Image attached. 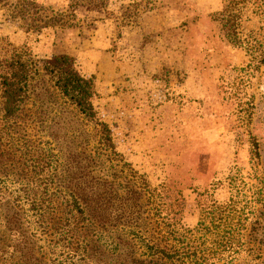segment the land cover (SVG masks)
Masks as SVG:
<instances>
[{"label":"rangeland","instance_id":"rangeland-1","mask_svg":"<svg viewBox=\"0 0 264 264\" xmlns=\"http://www.w3.org/2000/svg\"><path fill=\"white\" fill-rule=\"evenodd\" d=\"M16 1L41 10L26 6L21 19L0 7V64L14 49L33 61L67 56L91 81L116 154L98 147L46 78L35 76L11 117L0 98V264H152V244L195 251L199 264H264V203L254 200L264 196V0H237L240 11L234 0H105L76 7L73 28L27 26L39 14H69L68 0L0 4ZM131 172L151 188L171 187L162 200L173 235H154L144 196L135 221L64 233L59 192L98 180L123 196ZM230 186L261 225L253 236L244 224L236 253L234 239L222 250L215 236L185 232L198 235L203 209L226 202Z\"/></svg>","mask_w":264,"mask_h":264},{"label":"trees","instance_id":"trees-1","mask_svg":"<svg viewBox=\"0 0 264 264\" xmlns=\"http://www.w3.org/2000/svg\"><path fill=\"white\" fill-rule=\"evenodd\" d=\"M69 14L58 13L50 17L37 15L36 24L27 25L38 27L39 23L43 25L67 26L68 28L76 27L72 23L73 10L76 7H83L85 11L90 7H102L105 0H68ZM233 6L236 10L238 1L234 0ZM19 5L18 1L10 6L0 4V7L9 10L10 15L15 13L17 17L23 16L26 6L30 9L40 11L41 8H36L33 1L23 2ZM9 5V4H8ZM11 9V10H10ZM28 10V9H27ZM234 18H237L236 15ZM25 17V16H24ZM12 18H15V16ZM64 22H62V20ZM23 22V21H22ZM41 71V73H40ZM35 76L46 78L51 86L58 92L61 98L71 105L80 117L91 126L97 134L98 147L109 154L115 155V150L110 137L108 126L101 121L96 111L94 110L92 101L97 97V94L92 87L91 81L77 74L70 64V59L65 55L53 56L49 60L33 61L30 58L28 50L14 49L9 57L0 64V98L1 110L4 117L13 116L20 104L27 98V92L30 82ZM108 154V155H109ZM253 155H256L254 152ZM255 157V156H254ZM128 169L130 170L129 166ZM134 185L126 188L123 196H118L112 189H103L100 183L94 181L97 186H89L87 189H79L75 187L73 190H65L59 192L61 195L62 204L65 213L64 233H70L75 236H82L80 225L89 224L92 228L95 225L100 230L103 228L115 227L129 223L131 219H135L138 213L135 209L138 208V201L141 196H144L146 201H152V228L156 236H171L175 228V221L167 220L163 211H165L163 203V194L172 191L169 185L161 183L156 187H150L142 177L134 176ZM77 179V178H76ZM75 179V182H76ZM234 190V194L226 202H216L214 200L205 207L202 211V219L199 220L191 234V230H186L188 236H215L216 245L224 250L229 239H234L229 244L233 243L230 253H236L241 246L237 236H241L244 224L248 222L249 233L253 236L261 235V225L258 220L249 221V215L253 212L244 213L246 202H240L239 194L235 187L230 186ZM255 202H263L264 196L259 192L254 196ZM248 209V208H247ZM250 209H248L249 211ZM74 222V225L72 224ZM85 229V228H84ZM89 229V228H88ZM94 230V229H93ZM91 232V229L88 232ZM264 236V234H262ZM235 237V238H234ZM234 241V242H233ZM195 250V249H194ZM152 264H199L201 261L196 257V252H171L165 246L161 247L158 244H152Z\"/></svg>","mask_w":264,"mask_h":264}]
</instances>
